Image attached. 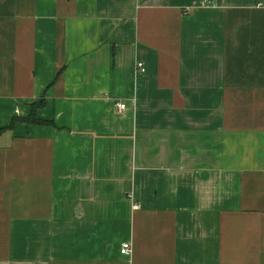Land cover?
<instances>
[{
  "label": "crops",
  "instance_id": "1",
  "mask_svg": "<svg viewBox=\"0 0 264 264\" xmlns=\"http://www.w3.org/2000/svg\"><path fill=\"white\" fill-rule=\"evenodd\" d=\"M0 264H264V0H0Z\"/></svg>",
  "mask_w": 264,
  "mask_h": 264
},
{
  "label": "trees",
  "instance_id": "2",
  "mask_svg": "<svg viewBox=\"0 0 264 264\" xmlns=\"http://www.w3.org/2000/svg\"><path fill=\"white\" fill-rule=\"evenodd\" d=\"M44 104V101L41 100L37 103H32V110L31 113L28 117L26 118H14L9 126H12L16 121L21 120V121H25L27 123H33V124H38V125H54V122L52 120H44V119H38L35 116V111L38 107L42 106Z\"/></svg>",
  "mask_w": 264,
  "mask_h": 264
},
{
  "label": "built area",
  "instance_id": "3",
  "mask_svg": "<svg viewBox=\"0 0 264 264\" xmlns=\"http://www.w3.org/2000/svg\"><path fill=\"white\" fill-rule=\"evenodd\" d=\"M211 0H204V2H206V3H209ZM137 68H138V70L140 71V72H144L145 71V66H144V64L142 63V62H137ZM115 106H116V109L118 110V111H122V110H124L125 108H126V103H124V102H117L116 104H115ZM120 252L123 254V255H131V253H132V246H131V244L129 243V242H125V243H123L122 245H121V248H120Z\"/></svg>",
  "mask_w": 264,
  "mask_h": 264
}]
</instances>
